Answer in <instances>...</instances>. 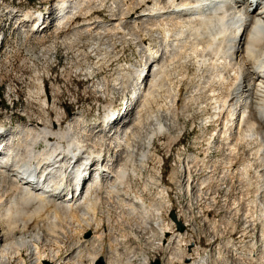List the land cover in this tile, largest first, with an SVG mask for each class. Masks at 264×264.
Segmentation results:
<instances>
[{
  "label": "rangeland",
  "instance_id": "rangeland-1",
  "mask_svg": "<svg viewBox=\"0 0 264 264\" xmlns=\"http://www.w3.org/2000/svg\"><path fill=\"white\" fill-rule=\"evenodd\" d=\"M58 1L59 0H0V41H1V39H4V41H2V44L0 43V48H1V50H0V101H1L0 113L2 116L1 121L4 122V124L9 125L12 123L14 126H16V125L20 126V124L21 125H23V124L28 125L30 123L33 125V124L39 123L40 119H41L42 124L46 122V121H44L45 115L41 111L42 108H40V107H42L41 106L42 102L40 101L41 99L37 94V92H38L37 87H38V83H39V81H38L39 78L44 79V84L46 86L47 94H49V95L52 94L51 99L54 100L56 107L58 106V108L60 110L59 112L61 113V115L58 117L55 115V112L52 111L53 109H51L50 104L48 105V107L46 106V110L49 111V112H47L48 113L47 116H48V118L50 116V118H49L50 121L62 120V121L68 122V120H69V122H70V119L74 115L78 116L80 112L82 113V114L80 113L81 116L85 117V120H87L88 123L91 122L92 119H94V118L95 119H97L98 117L102 118L104 116V114L107 113V110L110 107H121L122 106L121 102L125 96L124 89H122L121 84L116 86V84H114V82H115L114 80H116L119 75L125 74L127 72V69L124 68V65H127V64L136 65V63H138V61L147 60L148 54L144 53V45L145 44L148 45L149 43H156L157 40H159L158 39V37H160L159 31H158L159 28L154 27V29H156L157 31L154 30L155 32H153L149 29L150 25H149L148 29L143 28V30H142V28H140V30H133L132 28L128 30L125 27L124 30H126L127 33H129L128 35L126 33L125 36H124L125 33L122 31L119 32V31H115L112 29L116 33L112 32V30H110V32L112 33L111 34L107 30L105 31L104 28H102V30H101V28H98V29L96 28L97 30H99V32L101 34L102 33L104 34V35L102 34L103 37L101 36V34H100V36H101L100 37L99 33L94 34L95 32L91 33V32L79 31L78 33H75L73 30V26L75 25L74 20L72 21V23H70V22L66 23L65 22L62 25L63 28H60L58 26V23L57 24L54 23L55 22L54 16H56L55 15L56 12L55 13L53 12V22H51V25H50L51 29L48 33L46 32L47 34L46 33L42 34V35L39 34L37 36V39H33L32 37L27 36L26 32L24 33L23 29L25 27L27 29H30L31 28L30 25L32 23H27V22L21 21L24 18L23 15H25L26 13H31L33 15H38V13L39 14L45 13V15L48 16V12H49L50 8L54 9V7H52V6H56L57 4L55 5V3H57ZM110 2H112V3H110ZM112 5H113L112 0L107 1L106 5L103 7L102 11L98 12V10L96 9L97 12L94 11L93 14L90 15L91 19L89 16L85 20L86 21L87 20H93L94 18H96L98 16V19L104 20L108 23L118 22V21H112V19H116L119 16L123 15L122 12H124V11L121 12L120 11L121 9L120 10L115 9V11L118 10V12H115L114 13L115 15L113 16L112 12L110 13V11H111L110 8L115 7V6L114 5L112 6ZM47 7L49 8V10ZM107 8H109V9H107ZM78 15L80 18V19L78 18L79 23H82L83 21H85L83 19L84 17H81V13ZM92 16H93V18H92ZM51 19H52V17H51ZM123 22H125V23H123ZM66 24H69V25L66 26ZM122 24H125L124 26H127V22L125 20L122 21ZM146 25H148V23H146ZM141 27H143V26H141ZM64 29H66V30H64ZM146 29L148 30V33L146 32L147 31ZM75 30H77V29H75ZM73 33L75 35L85 33L84 36L86 38L84 36L83 37L81 36L80 39L77 38V41H76V38L73 39L71 37V36H73ZM108 33L111 34V36L108 35ZM92 34H93V36H92ZM144 35H146V36H144ZM157 35H158V37H157ZM96 36H98V37H96ZM121 36H122V38H120ZM127 36H128L129 40L126 39ZM69 37H71V38H69ZM73 37H75V36H73ZM130 37H131V39H130ZM97 38L99 39V41ZM91 39H94L93 42ZM120 39H122V40H120ZM145 39H146V41H145ZM62 40H63V42H62ZM80 40H82V41H80ZM139 41H141V42H139ZM185 41L182 43L181 50H180V48L175 49L174 51L171 50L172 52L170 51L169 53H167L165 55L166 64H168V63H171V64H169L168 66L165 64L166 73L164 75H166V76L164 78H160V82L162 81L161 84L163 83L164 86L162 87V89H160L161 91L159 90L160 92L158 91L156 93L157 94V95H155L156 99H151L150 101H148L150 104L146 103L145 106L146 105L147 106L142 107V106H144V104H143L144 98H143L141 100L140 104L136 107L137 112L131 116L130 120H133L132 122H134L136 120V122H137V123H135V125L132 126V130H131V133L129 136V138H130L129 141L132 140L131 142H129V141H128V143L124 142V143H122V145L118 146V145H116L117 143L112 139L111 140L109 139L108 141L106 139H105V141L100 140L98 138V134L95 135L96 137L90 136L89 134H88V136L87 135L85 136V134H84L83 135L84 138L81 136L82 137L81 140L82 139L84 140L83 143L84 144L86 143L85 145L87 147H89V150H91V149L97 150L98 154H101L104 157L107 156V158L113 157L112 159H114L116 157L114 160H115V165L117 164L116 165L117 169H119V167L120 168L122 167L125 170V168L128 167V169L125 170V172H126L125 178L123 180H121L120 182L118 181L117 182L118 184H116V187L114 189H112V187L110 188L109 185L107 186V184H106L107 187H105V185H103L102 188L96 189L94 194L92 195V199L90 201L91 206H89L86 209L85 208H81V209L78 208L77 209V207H76L75 209H73V210H77V211H74L75 215H72V216L69 215L68 217H62V216L55 217L54 215H50L49 220L50 221L52 220V222H50V221H48V222L47 221H39L41 219V217H40L41 215L43 218V216H46V214H49L50 212L49 213L48 212H46V213L40 212L41 214L39 215L34 211V207L32 208L31 206H29V207L26 206L27 210H25L26 207H24L25 208L24 209L23 205L15 207V208H11V214L9 215L11 218L10 217L9 218L14 220L12 222L16 221L15 224H13V226H18L20 224L18 227H20V229H23L21 231V233H20V231H17L15 233L14 238L15 237L19 238L21 235H25V236L27 235L26 238L29 240V244L32 243L30 245H34V246L29 245L28 247L23 249L21 252L22 256H21V258H19L20 260L18 258H15L12 261L8 260V259H6V261H5L0 256V264H4V263L5 264H36L37 260H36V255L34 253V248H38L39 251H41V249H42L41 252L43 254H45L47 256V258H50L51 260H53V264H60L62 262H63L62 264H64V263L66 264V262H67V264H70V263L72 264V262H73V264H76V263L77 264H88L90 262V261L88 262V260H91V258L94 257L95 255L101 256L102 259L105 257L103 259L105 261V264H107V263L108 264H125V263L126 264H138L140 259L143 258L142 256H147L149 259L153 260V262L156 259H160L162 261V264H190L194 260H196L197 256L196 255L191 256L190 254H193L192 250L194 248H197V247L200 249L199 256H201V257L206 255V254L213 255L216 257V256H218L217 252H219L221 250L223 255L220 259H222V258L223 259L219 262H216L215 264H244L242 261H234V258H233L234 252H232V249L238 248V250L241 251L244 247L246 249H248L249 247H247V246H250V244H253V243L255 244L254 250H256L254 253H256V254L262 253V249H263L264 244L261 241V233H260L261 232V226H260L259 221H256L253 223V221H245L244 218L242 220L239 218V217H243L244 213L247 210H252L254 212L256 211L255 213L258 212L257 211L258 207H256L257 203L253 204L252 201L254 200V195L257 192L258 177H257V174H255V173H256V170L257 171L259 170L258 168L260 165V160L258 158L259 156H257V150L259 149L260 145L254 139V137H248L249 140H246L247 138L243 139V140L241 139V141H239V143H241V144H238L237 152L235 151V153H233L234 154V156H233V155H231L232 153H230V152H229L230 154L228 153L229 150H228V147L224 145V139L222 137L223 135L220 134L221 131H223L224 126H225L224 125L225 123H222V121H224V120L221 119V118H223V115L221 116V118L219 117L220 115H218V117L220 119L218 118V121L216 120V122L211 121V122H208V124H207V122H205L206 118H208L214 114L215 110L213 109L214 104H212L213 103L212 101H214L215 97L217 96V98H218L219 95L220 96L225 95L227 97V90L225 92L226 94L222 91L220 92L221 89L219 86L221 84H224L226 86L225 88L230 89L231 86H233V84L237 82V79L234 76L231 77L232 79L230 77H226V76H225L226 79L220 78V77H219V79H217L218 78L217 75L215 76L217 78H215L214 75L213 76L210 75L211 77H213L211 79V77L209 78V74H208L207 78L209 80L208 79L207 80L209 83L205 84L204 87H206V88H201L200 89L201 92L196 91L197 93H192L191 91L193 90V88H195V86L199 85L198 78L200 77V75H199V70H198L199 64L197 61L201 59V55L199 54V57H197L198 54H196L193 50L192 45H194L196 40L195 41L190 40V42H189V39H188ZM87 42H90V44L87 45L86 44ZM69 43H71L73 47L69 48ZM93 43H96V44L93 45ZM262 45H263L262 48L264 50V42L262 43ZM95 46H97V47H95ZM175 51H177V52H175ZM178 51H180V52H178ZM188 52H190L189 54H191V57L188 54ZM174 53H175V55H174ZM182 53H184L183 56H179V55H182ZM171 54H172V56H171ZM176 54H177V56H176ZM186 54H188V56H187L188 58L186 57ZM260 54H261V52H260ZM168 56H170L171 58H169ZM260 56L261 55H259V57ZM180 57H181V59H180ZM182 57H185L187 60L185 58L183 59ZM177 58H178V60H176ZM189 58L192 60H190ZM191 61H192V63H191ZM102 62H104V65ZM89 63H91V64H89ZM98 63H99V65L97 66L96 69H94L95 75L93 76V79L89 75H87L88 77H85V75L87 74L86 72L90 69L93 71V68ZM101 63H102V65H100ZM108 63H110V64H108ZM105 64H108V66H106ZM197 64H198V66H197ZM120 65H122V66H120ZM76 66H78V67H76ZM80 66H81L82 70L80 69ZM255 69H256V67H254V69L252 70L253 73L255 72L254 71ZM184 70H185V72H183ZM229 70H230V68L227 69L226 72H228ZM36 71H37L38 75H37ZM103 76H104V78H103ZM37 77H38V79H37ZM35 78H36V80H35ZM180 78H181V80H180ZM103 79H104V81H103ZM152 79H153V75L151 77V81H152ZM148 80H150V79H148ZM228 80H230V82ZM246 80H245V83L248 82V80L247 81ZM213 81H214V83L212 84ZM232 81H233V83H232ZM251 81H253V80H251ZM120 82H122V79ZM218 83L220 85H217ZM104 84H105V86H104ZM228 84L230 85V87H227ZM97 86H98V89H96ZM99 86L101 87V89ZM199 87H200V85H199ZM199 87H196V88L198 89ZM210 88H212V89H210ZM213 88H214V90H213ZM215 88H217V89H215ZM208 89H210L212 93ZM34 90H35V93H34ZM165 91H167L168 93H166ZM169 93L170 94L175 93V95L178 98L177 102H176L177 106H175V108L177 107L175 110V111H177V113L171 110L170 111L171 114H167V111H166L167 107H168L167 101L169 100L170 96L172 95L171 94L168 97ZM31 94H33L35 96H32ZM163 94L164 95L166 94L165 96H167V98H165V96H163ZM158 95H161V96H158ZM225 96H224V98H225ZM52 100H51V103L53 102ZM185 104H187V105H185ZM142 108H144V109H142ZM145 108H148V109H145ZM61 110H62L63 114H62ZM139 110H141V112H140V114H137ZM41 112H42V114H41ZM216 112H217V114H219L218 111H216ZM64 115H65V117H64ZM170 120L171 121H173V120L177 121V123H176L177 127L173 128L172 131H169V132L165 131L163 133V135H157L158 134L157 130L161 124L162 125L166 124L165 126L167 128L170 127V126H167V124ZM80 123L82 124V121ZM80 123L79 124L76 123L74 125L75 126L74 128H77L80 125L78 127L80 129L83 125V124L81 125ZM130 124H131V121H130ZM130 124L124 125L126 127L120 126L122 128H119V126L116 127L115 132H117V131L121 132L120 130L123 131L125 128H130L131 127ZM244 129L247 130V127H244ZM217 130L218 131L220 130L219 131L220 133L217 132ZM245 130H243L242 133L247 134V135H249L251 133V132H245ZM236 131H237L236 129L233 130V134H232L231 139H230L231 141L230 140L226 141L229 143V145H234V143L237 142L239 134H236ZM100 134H102V133H100ZM152 135L155 136L156 140H155L153 148H151V151L155 153L156 157L153 160H151L150 162H148V167L146 169H143V171L141 170V172H140L139 171L140 170L139 169V166H140V162H139L140 158L139 157H141V153L146 151L145 142ZM12 137L14 138V134L12 135ZM211 137H212V139H211ZM96 138H97V140H94ZM242 141H243V144H242ZM110 142L111 143L115 142V144L111 145ZM246 142H247V144H246ZM255 142H256V144H255ZM12 143H15V141L13 139L8 140V145L12 144ZM101 143H103V144H101ZM41 144H39L37 146V149L42 150L44 148L43 144L42 145ZM125 145H127L128 147H126ZM241 145H243V146H241ZM246 145L249 146V148H247ZM114 146H117V148ZM226 147H227V149H226ZM225 149L227 151H225ZM240 149H241V151H240ZM208 151H210V152H208ZM127 152H129V153H127ZM131 152L134 154H132ZM199 154H200V156H199ZM128 155H130V157L132 155L133 157L130 158ZM127 156L129 157L130 160H128ZM187 156L188 157L189 156H194V157L197 156L199 158L198 160H200V161L197 160L196 162L193 161L194 168H192L193 170H191L192 172H190V175H191V181L196 179V182L194 183L196 186H197V180H199V184L202 181L205 182L204 186H202V187L200 186L201 189L203 190L204 194H203V192L197 190L198 187L196 189L192 190L193 192L191 190L188 191V189L183 187L184 184H186L185 182H187L188 177L184 178V176L179 173L180 172L179 167L182 166L184 164V162L187 161L186 160V158L188 159ZM230 156H231V158H230ZM234 157L235 158L238 157V158L236 160H234L235 159ZM204 158H205V160H204ZM126 159H127V161H126ZM158 159L160 161H163L162 164L158 163ZM230 159H233V160H230ZM222 160L226 164H224L222 162ZM228 160L231 161L230 164H228L230 162ZM247 160H249V161H247ZM180 161H182L183 164H181ZM126 162L128 163V166H126L127 165ZM198 162H199V164H198ZM233 162H234V164H232ZM123 163L126 164L125 167H124ZM200 163H202L203 165ZM158 164H159V166L162 165V167L157 168V167H159ZM195 164L198 165V167L197 166L195 167ZM231 164L236 169H242L243 170V168L244 169H246L247 167H249V168H247L243 174L241 173L242 170H240L236 173L237 175L236 174L226 175L227 173L231 174L230 170H228V169H230ZM134 165H135L136 170L139 172H137V173L135 172L132 175L131 168ZM221 165L224 167H222ZM213 166H214V168H213ZM224 168H225V170H223ZM153 169L162 172V176H161L162 181H163L165 187L169 188V197L167 200L163 199L159 195V193L157 192L158 189H157L156 185L153 183V178L155 176V174H153L154 173ZM205 169H207V170H205ZM251 169H252V171H251ZM195 170H197V171H195ZM203 170H205V171H203ZM247 171H249V172H247ZM0 172L3 173V171H1V170H0ZM214 172H215V174H214ZM2 173H0V200H1L0 201V207L7 208L9 201L12 198V196L15 194V192H14V185L11 182V180L9 178H7L4 173H3L4 175H2ZM173 174H176V182L171 183V181H172L171 177ZM139 175H141V176H139ZM190 175H187V176H190ZM213 175H214V177H213ZM244 175H245V177H248V181H245V178L244 179L240 178V177H243ZM202 176H203V178H201ZM219 176L221 178H219ZM126 177H127V179H126ZM231 177H233V178H231ZM128 178H129V180H128ZM209 178H211L212 180ZM124 180H126V181H124ZM209 181H211V182H209ZM216 181H218L219 183ZM238 181H240V183ZM119 184H121V185H119ZM242 184H244V185H242ZM214 185L216 186L215 188H214ZM208 186H210V187L208 188ZM249 186H251V187L249 188ZM216 188H217V190H216ZM240 188L243 190L241 191ZM103 189H104V191L105 190L106 191L104 192ZM212 189H213V191H212ZM247 189H250L252 191H250V190L247 191ZM7 190H9V191H7ZM10 190H12V192ZM196 190L198 192H196ZM214 190L217 194L214 192ZM97 191L99 193H97ZM194 191L196 193H194ZM205 191H207L206 193L208 196L205 194ZM242 192H244V193H242ZM248 192H251V193L253 192V193L252 194L250 193L248 195L247 194ZM120 193H122V194H120ZM107 194H109V195H107ZM201 194L203 195L202 197H201ZM244 194L245 195L247 194L246 196H250V195L251 196H250V198L249 197L246 198V196H244ZM110 195L112 197H110ZM123 195H125V196H123ZM99 196H100V198H99ZM238 196H240V197L238 198ZM132 197H134V198H132ZM126 199H128V200H126ZM198 199H201V201L199 202V204H201V205H199V208L202 209L204 213L209 214V215L207 214V216H208L207 221L203 217L204 213H200L201 211L198 208L195 209L196 202ZM212 199H215L216 201L212 200ZM242 199H244V200H242ZM251 199H252V201H251ZM140 200H142V204H140L141 203ZM204 200H206V201L204 202ZM211 200L213 201V203ZM234 201L235 202L237 201L239 204L237 202L235 204ZM241 201H244V202H241ZM98 203H100L101 205H99ZM162 204L164 205V207ZM54 205H55V203H52V207H54ZM140 205H142V206H140ZM146 205H150V206H148V208H145ZM207 205H210V206H207ZM236 205H238V206H236ZM211 206H213V207L211 208ZM244 206L246 207L245 210L243 208ZM97 207H99V208H97ZM157 207H159V208L161 207V209L158 208L159 211L162 213L161 216H162L163 220L165 221V223L169 224L170 227H171V224L174 223L173 220L171 219V213L172 212H176L178 214L177 216L181 217V222H183L186 225V230L184 232L185 234L187 233L185 240H184L185 243L186 244L190 243L191 239H193L192 241H195V243L191 247H188V249L185 245H182L180 247H176V246L174 247V245H173L172 249H166V248L164 249L163 247L162 248L157 247L156 244L159 242V239L156 238V237H158V234H157L156 229L153 226V224L155 222L154 220L156 218V214L152 213V212L155 213ZM240 207H241V209H240ZM253 207H254V209H253ZM143 208H145V209H143ZM187 208H189V209H187ZM255 208H256V210H255ZM64 209L65 208H63V210ZM211 209H213V210L211 211ZM231 209L233 210L232 213H231ZM20 210H21V212H20ZM240 210H244V212L240 211ZM140 211H142V212H140ZM209 211H211V212L209 213ZM236 211H238V213L240 212L239 213L240 216L237 215V213L236 214L234 213ZM13 213H14V215H13ZM142 214L148 215L147 216L148 218L145 217V215L143 216ZM190 214L191 215L193 214L192 215L193 221H190L188 218H186V217L190 216ZM21 216H22V218H21ZM30 218H32V219H30ZM84 218H85V220H84ZM97 218H98V220H101L102 225H103L100 230H97L98 233L107 232V234H108V231H109L108 228H111L113 230V232L118 231L119 234H122V232L125 231L126 235L128 236V240L126 239V241H122V243L121 242L118 243L111 236L104 235L103 238L100 239L99 242L94 245L95 247L90 246V247L81 248V246H79L80 234L77 232L78 231L77 229L80 226L86 227L87 224L90 223V230L88 229V231L84 234L83 238H86L87 234L89 232H91L92 237L88 238V239L92 240V238L95 236V224H93V223H94V220H97ZM143 219L145 221L148 219L147 221H149V222L146 221L147 222V231H146V228H143V227H146V225L144 224L145 221H142ZM186 219H188V221ZM214 219H215V221H213ZM238 219H240V221H237ZM36 220H38V221H36ZM135 220H137V221H135ZM0 222H1L0 223V230L7 233L8 232L7 229H9L12 222L11 221H0ZM17 222H18V225H17ZM128 222H129V224H128ZM215 222L217 223V226L220 227V228H218V232H213V229L211 228V224L213 225V223H215ZM4 223H6V224H4ZM8 223L10 226H8ZM52 223H53V225H52ZM137 223L141 227V229L136 228L135 224H137ZM221 223H223L222 226H221ZM227 223L229 224V227H228ZM205 224L207 226H205ZM36 225L37 226L39 225V226L37 227ZM173 225L174 224H172V228L174 229V231H176L175 229H176L177 225H174V226ZM148 226H149V229L151 228L150 230H148ZM235 226H237V227H235ZM121 228H122V230H121ZM234 228L236 229V231L232 232V230ZM35 229L39 230V231H36ZM26 230L28 233L26 232ZM130 230L133 232H130ZM153 231L155 234L153 233ZM243 231H247L249 233L245 234V233H243ZM118 232H116L114 237L119 236V235H117ZM136 232H138V233H136ZM37 233L40 234V238H38V239L36 236H34V234H37ZM131 233H134L136 235L138 234L137 236H139V235H141V236L135 238V235H132ZM208 234L211 236H209ZM170 237L171 236H169V238ZM14 238H13V240H14ZM17 238H15V240H17ZM189 238H191V239H189ZM86 240H87V238H86ZM165 240H166L165 241V245H166L167 239H165ZM228 241L229 242L232 241L231 243L234 246L232 244H230ZM74 242H75V244H74ZM77 242H78V244H77ZM115 242L117 245L115 244ZM112 243H114V244H112ZM126 243H128V244H126ZM163 243H164V241H163ZM213 243H215V244H213ZM247 243H250V244H247ZM229 244H230V247H229ZM236 245H237V247H236ZM231 246H232V248H231ZM91 247L97 248V249L95 250ZM131 247H134V248H131ZM118 248H120V249H118ZM130 248L133 250H131ZM185 248L187 249L186 252L184 251ZM27 249H29V251ZM108 249H110V250L108 251ZM127 249H129L131 251H129ZM163 249L165 251H162ZM190 249H191V251H190ZM217 249H219V250L217 251ZM70 250H71V252L69 253ZM104 250H106V251H104ZM141 250H143V251H141ZM59 251H60L61 255L59 254ZM97 251H98V253H97ZM127 251H129V252H127ZM134 252H136V253H134ZM130 253L132 254V257L130 256L131 255ZM81 254H84V256L82 255L83 257H81ZM120 254L122 255V259H121ZM225 254H226V258L224 256ZM115 255L118 256L116 259V262H114L115 261V259H114ZM75 256L77 258H75ZM188 256L194 257L195 259H191V261H190V259H186V258H188ZM101 257L98 260H100ZM54 258H55V260H54ZM82 258H84V260ZM86 258H88V259L86 260ZM112 258L114 259V261ZM76 259H77V261H76ZM78 259L80 260V263H79ZM136 259H138V261ZM68 260H69V262H68ZM98 260H97L96 264H98ZM228 260H230V261H228ZM74 261H76V262H74ZM109 261H110V263H109ZM112 261H113V263H112ZM127 261H130V262H127ZM168 261H171V262L169 263ZM181 261H182V263H181Z\"/></svg>",
  "mask_w": 264,
  "mask_h": 264
},
{
  "label": "bare ground",
  "instance_id": "bare-ground-1",
  "mask_svg": "<svg viewBox=\"0 0 264 264\" xmlns=\"http://www.w3.org/2000/svg\"><path fill=\"white\" fill-rule=\"evenodd\" d=\"M107 1H109V0H59L57 3H55V5L57 4L56 6H52V7H54V9L50 8V10H49V8L47 7L48 10H49L48 16H46L45 13L44 14H39L38 13V15H33L31 13H26L25 15H23L24 18L21 21L27 22V23H32L30 25V27H31L30 29H27L25 27L26 29L24 28L23 31H24V33L26 32L27 36H30L33 39H37V36L39 34L42 35V33H41L42 31L44 32L43 34H45L47 32V31H44L47 28V27L45 28V26L50 23V18L51 17L53 18V12L54 13L56 12V14H55L56 16H54V21L55 22L58 21V23H59L58 26L60 28H63L62 25L65 22L66 23H68V22L72 23V21L74 20V23H75L74 26L75 27L73 26V30H74L75 33H78L79 31L91 32V33L95 32L94 34L99 33V36H100L101 33L97 29L101 28V30H102V28H104V30L105 31L107 30L108 32H110V30H112V29L115 30V31H119V32L122 31V32L125 33L124 34V36H125L126 33H127V31L124 30L125 27L128 30L131 29V28L133 30H140V28H142V30H143V28H147L148 29V27L150 25L149 29L151 31H153V32H155L154 30H156V29H154V27L155 28L157 27V28H159L158 31H159L160 37H158V35H157L159 40H157L156 43H149L148 45L145 44L144 45V49H146L150 54H152L153 56H155L158 59L156 65H155L156 66L155 68H161V71L159 73L160 78H164L166 76V75H164L166 73V70H165L166 69V66H165V64H166L165 55L167 53H169L171 50L174 51L175 49H178V48H180V50H181L182 43L185 40L189 39V42H190V40H194V41L196 40L195 43L193 42L194 45H192V46H193L194 52L196 54H198L197 57H199V54L201 55V59L197 61L198 64H199V69L198 68L197 69L199 70V75H200V77L198 78L200 87H199V85L195 86V88H193V90L191 91L192 93H197L196 91L199 92L201 88H206L204 86H205L206 83H209L208 82L209 79L207 78L208 74H209V78L211 77L210 75H212V76L214 75V77L217 75L218 78L215 77L217 79H219V77L226 79V77H230L231 78L233 76L237 79V82L234 83L233 86H231L230 89L225 88L226 86L224 84H221V85L219 83L217 84V85H220L219 86L220 89H221L220 92L222 91V92L225 93L226 90H227V97L225 95H223V96L219 95V97L217 98V96L215 95L216 97H215L214 101H212L213 102L212 104H214L213 109L215 110L214 114L211 115L210 117L206 118L205 122H207V124H208V122H211V121L212 122H216V120L218 121V118L219 117L221 118V116L223 115V118H221V119L224 120V121H222V123H225L224 124L225 125L224 129H223V131H221V133L219 132L220 130L219 131L217 130V132H219L221 135H223L222 137L224 139V145L228 147V150H229L228 153L229 152L232 153L231 155H233V156H234L233 153H235V151L237 152L238 144H241V143H239V141H241V139L243 140V139L247 138L246 140H249L248 137H254V139L260 145L259 149L257 150V156H259L258 158L260 160V165H259V168H258L259 170L258 171L256 170V173H255V174H257V177H258L257 192L254 195V200L252 201V199H251L253 204L257 203V206L256 205L255 206L258 207V210H257L258 212L255 213L256 211L254 212L252 210H247L248 212L246 211L244 213V216L243 217H239V218L241 220L244 218L245 221H253V223L256 222V221H259L260 226H261V232H260L261 233V241L264 244V50L262 48L263 47L262 43L264 42V0H112L113 1V5L115 7H111L110 8L111 9L110 13L112 12V14L114 16L115 15L114 13L118 12V10L121 9L120 10L121 12L124 11V12H122L123 15L125 14L124 16L121 15L122 17L119 16L116 19H112V21H118V22L108 23V22H106L104 20L98 19V16L96 18H94L93 20H87V21L85 20V19H87V17H89L91 14H93L94 11L97 12L96 9L98 10V12L102 11L103 7L106 5ZM110 3H112V2H110ZM107 9H109V8H107ZM115 9H118V10L115 11ZM59 13H61V15H63L62 19H59V15H57ZM80 13H81V17H84L83 19L85 20L82 23H79V21H78V18H79L78 14H80ZM92 18H93V16H92ZM90 19H91V16H90ZM124 20L127 22V26H124L125 24H122V21H124ZM123 23H125V22H123ZM146 23H148V25H146ZM67 25H69V24H66V26ZM42 26H44L45 29H43L41 31V27ZM141 26H143V27H141ZM75 29H77V30H75ZM64 30H66V29H64ZM113 30H112V32H115ZM146 32L148 33V30ZM84 34L85 33H81V34L75 35L73 33V36H75V37H73V36H71V37L73 39L76 38V41H77V38L80 39V37L81 36L83 37ZM102 34H101V36H102ZM111 34L108 33V35H110V36H111ZM128 34L129 33H127V35ZM92 36H93V34H92ZM122 36L120 38H122ZM144 36H146V35H144ZM71 37H69V38H71ZM96 37H98V36H96ZM131 37H130V39H131ZM126 39H128V36L126 37ZM63 40H62V42H63ZM91 40L93 42L94 39H91ZM120 40H122V39H120ZM80 41H82V40H80ZM98 41H99V39H98ZM145 41H146V39H145ZM90 42H87L86 44L88 45V44H90ZM139 42H141V41H139ZM94 44H96V43H93V45ZM70 47H73L71 43H69V48ZM95 47H97V46H95ZM175 52H177V51H175ZM178 52H180V51H178ZM260 52H261V54H260ZM189 53L190 52H188V54ZM183 54L184 53H182V55H179V56H183ZM188 54H186V57L188 56ZM174 55H175V53H174ZM189 55L191 57V54H189ZM259 55H261V56L259 57ZM171 56H172V54H171ZM176 56H177V54H176ZM168 57L171 58L170 56H168ZM182 58L184 59L185 57H182ZM180 59H181V57H180ZM176 60H178V58ZM190 60H192V59H190ZM102 63L104 65V62H102ZM102 63L100 65H102ZM191 63H192V61H191ZM89 64H91V63H89ZM108 64H110V63H108ZM108 64H105V65L108 66ZM169 64H171V63H168L166 65L168 66ZM198 64H197V66H198ZM98 65H99V63L96 64V66L94 65L95 67L93 68V71L91 69H90L91 71L88 70L86 72L87 74L85 75V77H88L87 75H89L93 79V76L95 75L94 69H96ZM129 65L130 64L124 65V68L127 69V72L125 74L121 73L122 75H119L116 80H114L115 78L113 79L115 81L114 84H116V86L121 84L122 85L121 87H123V88L125 86L127 87V85L130 82L131 78L138 74L139 70L135 74L132 72V71L136 70V66L135 65H130L129 66ZM120 66H122V65H120ZM133 66H135V67H133ZM76 67H78V66H76ZM254 67H256V69L254 70L255 72L253 73L252 70L254 69ZM155 68H153V66H151L150 69H149L148 74L146 75V79L143 80L141 82V84H139V87H138V90H137L139 92H141L143 85H145L144 86L145 89H144V91L141 93V95L139 97V98H141L140 100H142L144 98V103H143L144 106H142V107H146L147 105L145 106V104L149 103L148 101H150L151 99H156L155 98V95H157L156 93L160 89H162V87L164 86L163 83L161 84V83H159L157 81L158 74L155 73ZM229 68H230V70L228 72H226L227 69H229ZM80 69H81V66H80ZM257 69L261 70V72L258 74V77L256 76L257 75V73H256ZM183 72H185V70ZM36 73H37V71H36ZM37 75H38V73H37ZM152 75H153V79L151 81ZM103 78H104V76H103ZM212 78L213 77H211V79ZM255 78H257L256 81L254 80ZM37 79H38V77H37ZM121 79H122V82H120ZM148 79H150V80H148ZM246 79L248 80V82L245 83ZM35 80H36V78H35ZM180 80H181V78H180ZM251 80H253V81H251ZM38 81H39L38 87L36 86L38 88L37 94H38V96L41 99L40 101L42 102V105H41L42 107H40V108H42L41 111L45 115L44 116L45 117L44 121H46V122L42 124L41 123V119H40V122L37 123V124H33L32 125V124L29 123L28 125H23L22 127L20 125L16 129V135L13 133L14 134V138L12 137L13 134L10 132L9 128H5L3 126L0 127V139H3L4 137H8V135L10 134L9 137H11V139H13L15 141V143H12V144H9V145H8V143H5V146H3V147L0 145V170L3 171L5 176L11 180V182L14 185V192H15V194L12 196L10 201L8 200L9 204H8L7 208L0 207V221H11V222L14 221V220L10 219L11 217L9 216L11 214V208H15V207H18V206H21V205H23V208L26 207V206H28V207L31 206L32 208L34 207V211L37 214H39V215L41 214L40 212H44V213H46V212L49 213L50 212L49 214H46V216H43V218H42V215H41L40 216L41 219L39 221H47V222L50 221L49 220L50 215H54L55 217H60V216L68 217L69 215H71V216L75 215L74 211H77V210H73V209H75L76 207H77V209L78 208H80V209L81 208H85L86 209L89 206H91L90 205V201H91L92 195L94 194L96 189L102 188L103 185H105V187H107L109 185L110 188L112 187V189H114L116 187V184H118L117 182L118 181L120 182L121 180H123L125 178V176H126L125 170L128 169V167L125 168V170L122 167L121 168L119 167V169H117L116 168L117 164L115 165V160H114L116 157L114 159H112L113 157L112 158H107V156L104 157L101 154H96V156L92 155V153H91L92 151H90L89 147H87L85 145L86 143L85 144L83 143L84 140L83 139L81 140V138L83 137L84 134H85V136L86 135L88 136V134L83 132V128L82 127L80 129L78 128L80 125L78 127L76 126L77 128H74L75 127L74 125L76 124L77 120H79V121L82 120L80 118L81 114H82L81 112H80L81 114L79 113L78 116L74 115L70 119V122L68 120L69 123L65 122V121H62V120L50 121L49 120L50 116H49V118L47 116V114H48L47 112H49V111L46 110V106L48 107V105L50 104L51 109H53L52 111L55 112V115L58 116V117L61 115V113L59 112L60 110H59L58 106L56 107V104H55L54 100L51 99L52 98V94L51 95L47 94L46 86L44 84V79L43 78H39ZM103 81H104V79H103ZM214 81L212 82V84L214 83ZM228 81L230 82V80H228ZM232 83H233V81H232ZM104 86H105V84H104ZM196 87H199V88L197 89ZM227 87H230V85L228 84ZM96 89H98V86H97ZM100 89H101V87H100ZM210 89H212V88H210ZM210 89H208V90H210ZM215 89H217V88H215ZM213 90H214V88H213ZM165 92L168 93L167 91H165ZM210 92H211V90H210ZM34 93H35V90H34ZM171 94L169 93L168 97ZM31 95L35 96L33 94H31ZM165 95L163 94V96H165ZM158 96H161V95H158ZM224 96H225V98H224ZM165 98H167V96H165ZM177 99L178 98L175 95V93H173L170 96L169 100L167 101V105H168L167 110H166L167 114H171V112H170L171 110L177 113V111H175L176 108H177V107L175 108V106H177L176 105ZM51 100L53 101L52 103H51ZM185 105H187V104H185ZM243 107H245V108H243ZM142 109H144V108H142ZM145 109H148V108H145ZM129 111H131V110H129ZM216 111H218L219 114H217ZM42 112H41V114H42ZM61 112H62V110H61ZM140 112H141V110H139L137 114H140ZM62 114H63V112H62ZM218 115H220V116L218 117ZM116 116H115V118H116ZM1 117L2 116H1V113H0V124L3 125L4 122L1 121ZM64 117H65V115H64ZM108 117L112 118L111 114H109ZM83 118L85 119V117H83ZM106 120L107 119L104 118V120H102L103 123H105ZM82 123H83V120H82ZM135 123H137L136 120L133 122L132 125L129 123L131 125L130 128H125L123 131L120 130L121 132H118V131L115 132L112 136H110V137H112V138H110V140L111 139L114 140L117 143L116 145H118V146L122 145V143H124V142L128 143V141L130 139L129 136H130V133H131V130H132V126L135 125ZM176 123H177V121H175V120L171 121L170 120L168 122V124H167V126H170L169 128H167L165 126L166 124L165 125L161 124L159 126L158 130H157L158 131L157 135H163V133L165 131H167V132L172 131L173 128L177 127ZM122 127L119 126V128H122ZM124 127H126V126H124ZM244 127H247V130H245ZM102 129H106V128L103 127ZM234 129L237 130L236 134H239L238 140H237L236 143H234V145H229V143L226 142V141L231 139V136L233 134V130ZM243 130H245V132H251V133L249 135L244 134V133H242ZM88 132L91 135V131H88ZM23 134H25V137L22 136ZM23 137H24V139H22ZM212 137H211V139H212ZM94 140H97V138L94 139ZM155 140H156L155 136L152 135L145 142L146 151L141 153V157H139L140 158V161H139L140 162V166H139V169H140L139 171L140 172H141V170L143 171V169H146L148 167V162H150L151 160H153L156 157L155 153L151 151V148H153V146H154ZM131 141L132 140H130L129 142H131ZM115 142H112V143L110 142V143H111V145H113V144H115ZM40 143H42L43 146H44L43 150H38L37 149V146ZM101 144H103V143H101ZM242 144H243V141H242ZM246 144H247V142H246ZM255 144H256V142H255ZM127 145H125V146L128 147ZM241 146H243V145H241ZM114 147L117 148V146H114ZM227 147H226V149H227ZM247 148H249V146H247ZM226 149H225V151H227ZM240 151H241V149H240ZM208 152H210V151H208ZM127 153H129V152H127ZM132 154H134V153H132ZM128 156L130 157V155H128ZM199 156H200V154H199ZM67 157H69V158L66 161ZM129 157H128V160H130ZM131 157H133V156L131 155ZM73 158H76L77 160L72 161ZM230 158H231V156H230ZM237 158H235L234 160H236ZM198 159L199 158L197 156L196 157L189 156L188 159L186 158L187 161L184 162V164L182 163V161H180L181 164H183V165L179 167L180 168V172L179 173L182 174L184 176V178L188 177L187 178V182L184 181L186 184H184V186H183L184 188L188 189V191H190V190L192 191V190H194V189H196L198 187L197 190L203 192L201 187L204 186L205 182L202 181L199 184V180H197V186H196L194 184L196 182V179L191 181V175H190V172H192L191 170H193L192 168H194L193 161L196 162ZM204 160H205V158H204ZM230 160H233V159H230ZM230 160H228V161H230ZM92 161H96V162L92 163ZM126 161H127V159H126ZM198 161H200V160H198ZM247 161H249V160H247ZM162 162L163 161H160L158 159V163L159 164H162ZM222 162H223V160H222ZM234 162L232 164H234ZM77 163H79V164H77ZM230 163H231V161L228 164H230ZM91 164H93V166H95L94 170L90 169L91 168ZM126 164L123 163L124 167H125V165L128 166L127 162H126ZM159 164H158V166H159ZM198 164H199V162H198ZM200 164H202V163H200ZM224 164H226V163H224ZM232 164L230 166V169H228V170H230L231 174L227 173L226 175L236 174L238 171L242 170V169H236L234 166H232ZM135 165L132 166V168H131L132 175L135 172L136 173L139 172V171L136 170ZM88 166H90V167H88ZM196 166L198 167V165L195 164V167ZM160 167H162V165H160L157 168H160ZM222 167H224V166H222ZM85 168H88V169H85ZM213 168H214V166H213ZM247 168H249V167H247ZM82 169H85V172L84 171L81 172ZM246 169L243 168L241 173L243 174ZM153 170H154L153 174H155V176L153 178V183L156 185V187L158 189L157 192L159 193V195L163 199L167 200L168 197H169V188L165 187V185H164V183L162 181V177H161L162 176V172H160L158 170H155V169H153ZM205 170H207V169H205ZM205 170H203V171H205ZM223 170H225V168ZM195 171H197V170H195ZM251 171H252V169H251ZM247 172H249V171H247ZM0 173H2V172H0ZM3 173H2V175H4ZM87 173H88V175H87ZM214 174H215V172H214ZM187 175H190V176H187ZM139 176H141V175H139ZM220 176H219V178L222 177V176L221 177ZM213 177H214V175H213ZM201 178H203V176ZM231 178H233V177H231ZM240 178H243V179L245 178V181H248V177H245V175L243 177H240ZM126 179H127V177H126ZM209 179H211V178H209ZM128 180H129V178H128ZM171 180H172L171 183L176 182V174L172 175ZM124 181H126V180H124ZM209 182H211V181H209ZM216 182H218V181H216ZM238 182L240 183V181H238ZM106 184H107V186H106ZM119 185H121V184H119ZM242 185H244V184H242ZM209 187L210 186H208V188ZM215 187L216 186L214 185V188ZM250 187L251 186H249V188ZM197 190H196V192H198ZM216 190H217V188H216ZM242 190L243 189H241V191ZM249 190L250 189H247V191H249ZM7 191H9V190H7ZM10 191L12 192V190H10ZM103 191H104V189H103ZM212 191H213V189H212ZM250 191H252V190H250ZM196 192L194 191V193H196ZM206 192L207 191H205V194L207 195ZM214 192H215V190H214ZM97 193H99V192L97 191ZM242 193H244V192H242ZM250 193L251 192H248L247 194L249 195ZM120 194H122V193H120ZM203 194H204V192H203ZM107 195H109V194H107ZM111 195H110V197L113 196V195L112 196ZM246 195L244 194V196H246ZM123 196H125V195H123ZM202 196L203 195L201 194V197ZM240 196H238V198ZM250 196H246V198L247 197L250 198ZM99 198H100V196H99ZM132 198H134V197H132ZM128 199H126V200H128ZM212 200H215V199H212ZM242 200H244V199H242ZM140 201H141L140 204H142V200H140ZM200 201H201V199L197 200L195 209H197V208L200 209L199 208V205H201V204H199ZM205 201L206 200H204V202ZM236 202H235V204H236ZM241 202H244V201H241ZM52 203H55L54 207H52ZM212 203H213V201H212ZM98 204L101 205L100 203H98ZM140 206H142V205H140ZM148 206H150V205H146L145 208H148ZM207 206H210V205H207ZM236 206H238V205H236ZM163 207H164V205H163ZM212 207L213 206H211V208ZM63 208H65V209L63 210ZM97 208H99V207H97ZM145 208H143V209H145ZM158 208L159 207H157L155 213L152 212L153 214H156V218L154 220L155 222H154L153 226L156 229L157 234H158V237H156V238L159 239V242L156 244L157 247L158 248H162L163 247L164 249L165 248L166 249H172L173 245H174V247L175 246L176 247H180L182 245H185L187 247V249H188V247H191L195 243V241H192L193 239L189 238V239H191V241H190V243L186 244L184 240H185V237H186L187 233L185 234L183 232H180L179 230H177L176 226H175L176 227L175 230L177 232L174 231V229L172 228V224H174V225H176V224L172 223L171 227H170L169 224L165 223V221L163 220V218L161 216L162 213L159 211V209H161V207L159 209ZM243 208L245 210L246 207L244 206ZM187 209H189V208H187ZM240 209H241V207H240ZM253 209H254V207H253ZM25 210H27V207H26ZM212 210L213 209H211V211ZM244 210H240V211L244 212ZM255 210H256V208H255ZM200 211H201L200 213H204L202 209H200ZM211 211H209V213ZM232 211L233 210L231 209V213H232ZM20 212H21V210H20ZM140 212H142V211H140ZM234 213L235 214L237 213V215H239L240 212L238 213V211H236ZM207 214L204 213V215H203V217L206 219V221L208 220ZM13 215H14V213H13ZM192 215L190 214V216H188L186 218H188L190 221H193L192 220V218H193ZM147 216L148 215H145V217H147ZM21 218H22V216H21ZM30 219H32V218H30ZM178 219H179V221H181V217H178ZM188 219H186V220L188 221ZM240 219H238L237 221H240ZM84 220H85V218H84ZM36 221H38V220H36ZM135 221H137V220H135ZM142 221H145V220L143 219ZM146 221L144 222L146 227H143V228H146V231H147V222H149V221H147V222ZM213 221H215V219ZM15 222H12L11 226L8 223V226H10V227H9V229H7L8 230L7 233L2 231V230H0V256L5 261H6V259L12 261L15 258H18V259L21 258L22 250L25 249L26 247H28L30 244H32V243L29 244V240L26 238L27 235L26 236L25 235H21V236L19 235L20 237L19 238L15 237V238H17V240H15V238H14L15 233L17 231H20V233H21V231L23 230V229H20V227H18L20 225V224L18 225V222H17L18 226H13V224H15ZM50 222H52V220ZM129 222H128V224H129ZM6 223H4V224H6ZM93 224H95V236L92 238V240H90L88 238L86 240V238H83L84 234L88 231V229L90 230V223H88L86 227L80 226L77 229L78 231L75 229L80 234V236H79L80 237L79 238V240H80L79 241V246H81V248L94 246L96 243L99 242L100 239L103 238L104 235L111 236L118 243L119 242L122 243V241H126V239L128 240V236L126 235L125 231H123V232L121 231L122 234H119V232L116 231V232H118L117 235H119V236H116V237H114L116 232H113V230L111 228H108L109 229L108 234H107V232L98 233L97 230H100L102 228V226H103L101 220H98V218H97V220H94ZM222 224L223 223H221V226H222ZM52 225H53V223H52ZM135 225H136V228H140L141 229V227L138 225V223L135 224ZM205 226H207V225L205 224ZM228 227H229V224H228ZM235 227H237V226H235ZM211 228L213 229V232H218V228H220V227H218L217 223L215 222V223H213V225L211 224ZM150 229H149V226H148V230H150ZM121 230H122V228H121ZM36 231H39V230H36ZM234 231H236L235 228L232 230V232H234ZM26 232H27V230H26ZM130 232H133V231L130 230ZM138 232H136V233H138ZM153 233H154V231H153ZM243 233L246 234V233H249V232L243 231ZM131 234L135 235V238L141 236V235L137 236L138 234L136 235L134 233H131ZM34 236H36L37 239L40 238V234L39 233L34 234ZM169 236H171V237L169 238ZM209 236H211V235H209ZM13 238H14V240H13ZM165 239H167V244L166 245H165V241H166ZM163 241H164V243H163ZM231 242H229V243L232 244ZM74 244H75V242H74ZM77 244H78V242H77ZM112 244H114V243H112ZM115 244H116V242H115ZM126 244H128V243H126ZM213 244H215V243H213ZM230 244H229V247H230ZM247 244H250V243H247ZM254 245H255L254 243L250 244V246L246 245L249 248L246 249L244 247L241 251L238 250V248L237 249L233 248L232 252H234L233 253L234 254V257H233L234 261H242L244 264H264V246H263V249L261 248L262 249V253L261 254H259V253L256 254V253H254L256 251V250H254L255 249ZM30 246H34V245H30ZM236 247H237V245H236ZM91 248H93V247H91ZM131 248H134V247H131ZM231 248H232V246H231ZM93 249L96 250L97 248H93ZM118 249H120V248H118ZM164 249L162 251H165ZM187 249L185 248L184 251L186 252ZM27 250L29 251V249H27ZM106 250H104V251H106ZM109 250L110 249H108V251ZM127 250H129V249H127ZM131 250H133V249H131ZM131 250H129V251H131ZM218 250L219 249H217V251ZM41 251H42V249H41ZM41 251H39L38 248H34V253L36 255L37 263L38 264H51V263L53 264V260H51L50 258H47V256L45 254H43ZM129 251H127V252H129ZM141 251H143V250H141ZM190 251H191V249H190ZM192 251H193V254H190V255L191 256L196 255L197 257H196V260H194L190 264H215L216 262H219V261H221L223 259V258L220 259L222 257V255H223L221 250L219 252H217L218 256H216V257L213 256V255H209V254H206V255H204L202 257L199 256L200 249L198 247L194 248ZM70 252H71V250L69 251V253ZM97 253H98V251H97ZM134 253H136V252H134ZM59 254H60V251H59ZM82 255L84 256V254H81V257H83ZM120 256H121V259H122V255L121 254H120ZM130 256L132 257V254ZM191 256L190 257L188 256V258H186V259H190V261H191V259H195L194 257H191ZM224 256L226 258V254ZM100 257L101 256H96L95 255L94 257L91 258V260H88V262L90 261L88 264H96L97 260ZM117 257L118 256L115 255V258H114L115 261L112 258L114 262H116ZM142 257L143 258L140 259L138 264H152L153 263V260L149 259L147 256H142ZM75 258H77V257L75 256ZM82 259L84 260V258H82ZM87 259L88 258H86V260ZM54 260H55V258H54ZM136 260L138 261V259H136ZM76 261H77V259H76ZM76 261H74V262H76ZM113 261H112V263H113ZM228 261H230V260H228ZM68 262H69V260H68ZM127 262H130V261H127ZM168 262L170 263L171 261H168ZM62 263H60V264H62ZM79 263H80V260H79ZM109 263H110V261H109ZM181 263H182V261H181ZM66 264H67V262H66ZM72 264H73V262H72Z\"/></svg>",
  "mask_w": 264,
  "mask_h": 264
},
{
  "label": "water",
  "instance_id": "water-1",
  "mask_svg": "<svg viewBox=\"0 0 264 264\" xmlns=\"http://www.w3.org/2000/svg\"><path fill=\"white\" fill-rule=\"evenodd\" d=\"M0 105H1V101H0ZM171 219L173 220V222L177 225V230H179L180 232H185L186 230V225L179 221L178 219V216H177V213L176 212H172L171 213ZM92 236V233L89 232L87 234V237L86 238H90ZM98 264H105V261L101 258L99 261H98ZM152 264H162L161 260L159 259H156Z\"/></svg>",
  "mask_w": 264,
  "mask_h": 264
}]
</instances>
